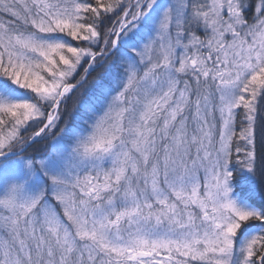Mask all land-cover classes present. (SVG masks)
<instances>
[{
  "label": "snow or ice",
  "instance_id": "snow-or-ice-1",
  "mask_svg": "<svg viewBox=\"0 0 264 264\" xmlns=\"http://www.w3.org/2000/svg\"><path fill=\"white\" fill-rule=\"evenodd\" d=\"M0 264H264V0H0Z\"/></svg>",
  "mask_w": 264,
  "mask_h": 264
}]
</instances>
